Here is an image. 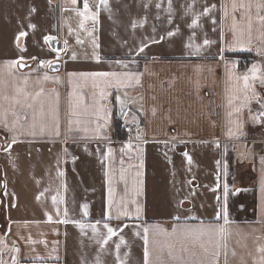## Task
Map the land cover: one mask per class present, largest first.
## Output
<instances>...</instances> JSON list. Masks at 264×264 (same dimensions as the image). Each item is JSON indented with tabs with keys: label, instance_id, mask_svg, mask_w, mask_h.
<instances>
[{
	"label": "crops",
	"instance_id": "0c3cea01",
	"mask_svg": "<svg viewBox=\"0 0 264 264\" xmlns=\"http://www.w3.org/2000/svg\"><path fill=\"white\" fill-rule=\"evenodd\" d=\"M260 5L0 0V264H264Z\"/></svg>",
	"mask_w": 264,
	"mask_h": 264
},
{
	"label": "snow or ice",
	"instance_id": "6c2138e0",
	"mask_svg": "<svg viewBox=\"0 0 264 264\" xmlns=\"http://www.w3.org/2000/svg\"><path fill=\"white\" fill-rule=\"evenodd\" d=\"M72 3H73V4H76V3H77V0H72ZM100 3H102V4H107V0H100ZM260 6H261V7H264V5H260ZM84 10H85V12H87V10H88V5H87L86 2L84 3ZM206 11H207V10H206ZM85 12H80V13H78L79 15L84 16V20L92 19L93 21H95V20L97 19V15H98V14H93L91 17H89V16L85 15ZM261 20H264V17H261ZM83 26H84V25H83V23H82V24H81V27H83ZM25 35H26V33H23V32L20 33V36H25ZM170 35H171V33H170ZM46 39H47V40H51L52 37H47ZM204 43L207 44V43H209V42H208L207 40H205ZM140 50L143 51L142 48H141ZM73 59H75V57H73ZM14 63L19 64V61H16V62H14ZM20 66L23 67V65H20ZM250 71H251V76H250V77H249L248 75H245V76L242 77V78H237V79H243V89H242V91L244 92V100H245V104L240 105V107L245 106V105L249 102V101H248V97H247V92H248V90H249V88H250V83H249L250 79H251V80H257V79H260L261 82L264 83V78H262L260 75H258L257 67H256L255 65H253V67H252V69H251ZM74 75H75V74H74ZM96 75L108 76V75H115V73H99V74H96ZM44 78H45V79H48L47 76H45ZM26 82H27V81H25V83H26ZM137 82H139V81L137 80ZM18 91H20V90H18ZM36 95L39 96L40 93L38 92ZM17 103H19V101H17ZM229 103H232V101L230 100ZM28 107H32V105L29 104ZM240 107H237L235 110H236L237 112L240 111ZM261 107H264V104H262ZM41 115H43V111H42V110H41ZM260 115H261V116H264V112H262ZM0 119H4V116H3L2 113H0ZM34 120H35V117H34ZM34 126H35V124H33V127H34ZM230 134H231V133H230ZM15 142H16L15 137H13L12 143H15ZM9 148H10V146H9ZM184 155L187 156L188 154H187V153H184ZM188 162H189V163L192 162V161H191V157H188ZM141 166H142V164H141ZM61 175H63V173H61ZM227 194H228V190H227V187H225V197H227ZM54 199H55V198H54ZM262 203H264V202H262ZM84 210H85V215H87V210H88V205H87V204L84 205ZM137 211H139V209H137ZM222 211H226V202H225V207L222 209ZM81 227H83V225H81ZM104 227L107 229V233H108V238H109V239H110L113 235L116 234V231H115L113 228L109 227L107 224H105ZM93 231H95V228L93 229ZM145 231H147V230H145ZM220 231L223 232L224 229H220ZM104 242L107 243V240H105ZM122 243H123V241H122ZM145 243L147 244V237H145ZM225 246H226V245H225ZM116 247H117V250H118V249H119V245H117ZM219 247H220V245L218 244V245H217V248H219ZM145 255H146V259H147V255H148V253H147V249L145 250ZM213 255H214V256H218V255H219V251L214 252ZM118 258H119V257H118Z\"/></svg>",
	"mask_w": 264,
	"mask_h": 264
},
{
	"label": "water",
	"instance_id": "95a60500",
	"mask_svg": "<svg viewBox=\"0 0 264 264\" xmlns=\"http://www.w3.org/2000/svg\"><path fill=\"white\" fill-rule=\"evenodd\" d=\"M48 44L51 47L53 51L56 53L61 54L63 50L66 48V43L62 41L60 38H52L51 40H48ZM22 68H25V64ZM48 70L52 73L58 72L61 70V62L60 61H53L49 64Z\"/></svg>",
	"mask_w": 264,
	"mask_h": 264
},
{
	"label": "trees",
	"instance_id": "16d2710c",
	"mask_svg": "<svg viewBox=\"0 0 264 264\" xmlns=\"http://www.w3.org/2000/svg\"><path fill=\"white\" fill-rule=\"evenodd\" d=\"M233 56L240 58L241 60L243 58H247L246 55L242 53L233 54ZM115 135L117 138L124 139L126 138V132L123 126V121L120 118H116L115 120Z\"/></svg>",
	"mask_w": 264,
	"mask_h": 264
},
{
	"label": "rangeland",
	"instance_id": "374dc122",
	"mask_svg": "<svg viewBox=\"0 0 264 264\" xmlns=\"http://www.w3.org/2000/svg\"><path fill=\"white\" fill-rule=\"evenodd\" d=\"M240 150H241V148H239V149L237 150V152H236L237 156L240 155V154H239ZM1 240H2V241H1ZM0 252H1L2 254H4V252H3V234H2V233H0Z\"/></svg>",
	"mask_w": 264,
	"mask_h": 264
},
{
	"label": "built area",
	"instance_id": "2783aa9c",
	"mask_svg": "<svg viewBox=\"0 0 264 264\" xmlns=\"http://www.w3.org/2000/svg\"><path fill=\"white\" fill-rule=\"evenodd\" d=\"M125 129H126V135H127V137L128 138H132L133 135L135 134L134 129L133 128H130L128 126H126Z\"/></svg>",
	"mask_w": 264,
	"mask_h": 264
}]
</instances>
